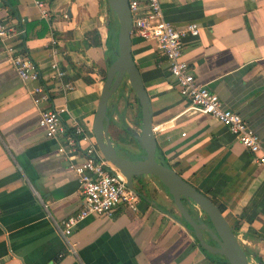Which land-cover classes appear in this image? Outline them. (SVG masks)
Returning <instances> with one entry per match:
<instances>
[{
	"label": "crops",
	"instance_id": "0c3cea01",
	"mask_svg": "<svg viewBox=\"0 0 264 264\" xmlns=\"http://www.w3.org/2000/svg\"><path fill=\"white\" fill-rule=\"evenodd\" d=\"M3 1L0 18L9 16ZM42 1L48 18L34 0H10L16 9L10 19L22 29L21 45L40 79L21 81L0 48V264H228L203 252L171 217H179L173 200L150 175L135 186V209L120 204L110 217L89 216L70 235L60 232L61 221L82 204L68 156L81 160L84 152L58 153L64 139L45 136L40 112L63 109L62 123L71 130L80 125L94 140L93 120L114 48L106 0ZM159 1L164 19L175 26L199 24L197 37L183 39L182 59L264 141V0ZM132 55L150 99L157 146L178 174L224 206L232 228L239 226L236 236L250 251L249 262L264 264V169L224 125L189 109L155 42L132 38ZM52 60L65 69L62 80L51 76ZM65 83L73 89L65 90ZM38 85L49 100L37 106L32 91ZM188 205L194 217L202 216Z\"/></svg>",
	"mask_w": 264,
	"mask_h": 264
},
{
	"label": "built area",
	"instance_id": "2783aa9c",
	"mask_svg": "<svg viewBox=\"0 0 264 264\" xmlns=\"http://www.w3.org/2000/svg\"><path fill=\"white\" fill-rule=\"evenodd\" d=\"M40 15L48 18L49 9L42 0H34ZM132 22V38L156 43L160 57L168 64V70L173 77L180 96L189 103V109L197 113L210 115L224 125L235 139L254 156V161L264 169V141L237 112L226 107L218 95L212 92L206 84L199 82L192 67L182 59L183 39L197 37L200 26L198 23H187L177 27L164 19L159 0H128ZM22 29L17 27L10 16L0 18V48L3 49L7 61L23 82L38 81L40 69L21 45ZM57 41L52 39L50 44ZM51 76L62 80L65 69L59 62L49 63ZM65 90H72L69 83L63 84ZM35 105L47 102L49 95L44 85H38L32 91ZM63 109H44L40 112L39 126L45 136L50 139L61 137L64 142L58 148V153L76 152L82 150L83 157L68 156L71 160L70 169L76 174L82 194L80 209L61 221L60 232L66 237L75 226L89 216L110 217L120 204L135 209L139 195L126 185L125 177L106 160L91 136L78 124L72 130L61 121ZM89 143L83 147L82 143Z\"/></svg>",
	"mask_w": 264,
	"mask_h": 264
},
{
	"label": "water",
	"instance_id": "95a60500",
	"mask_svg": "<svg viewBox=\"0 0 264 264\" xmlns=\"http://www.w3.org/2000/svg\"><path fill=\"white\" fill-rule=\"evenodd\" d=\"M106 3L118 25L117 49L106 71L93 120L92 133L98 149L103 157L125 177L127 187L137 194L134 177L150 175L157 178L167 189L179 213V217H171L183 223L206 252L225 257L228 264H251L219 206L172 167L157 160V141L152 126L153 111L141 73L132 55V22L128 0H106ZM125 78L137 97L141 110L140 132L133 134L143 151L138 158L119 155L109 134L108 101ZM183 199L194 204L205 217L192 216Z\"/></svg>",
	"mask_w": 264,
	"mask_h": 264
},
{
	"label": "rangeland",
	"instance_id": "374dc122",
	"mask_svg": "<svg viewBox=\"0 0 264 264\" xmlns=\"http://www.w3.org/2000/svg\"><path fill=\"white\" fill-rule=\"evenodd\" d=\"M113 27H114V31L116 32L115 36H117L116 30L118 25L116 19L113 21ZM116 49L117 47L115 42L114 57H115ZM109 107L110 110L112 111V116L114 120L118 122L116 125L113 124L109 125V134L114 142L118 154L123 157L138 158L139 155L143 154L142 149H140V147L136 144V142L131 140L130 135L126 134V132L123 129V125L118 120L119 114L123 113L124 122L130 127L131 134L140 132L141 120L139 119V115H138L139 106L138 103L135 101L134 93L130 91V87L126 78L123 80L118 90L115 93H113V95L110 97L108 101V108ZM142 177L141 179L143 181L144 178ZM135 186L140 188L141 182L135 181Z\"/></svg>",
	"mask_w": 264,
	"mask_h": 264
},
{
	"label": "trees",
	"instance_id": "16d2710c",
	"mask_svg": "<svg viewBox=\"0 0 264 264\" xmlns=\"http://www.w3.org/2000/svg\"><path fill=\"white\" fill-rule=\"evenodd\" d=\"M4 3L2 4V7H8L9 8V16H15L16 15V9L13 5V3L10 2V0H5L3 1ZM109 14H110V21H109V45H110V48H114L115 46V38H116V32L114 31V27H113V21L115 20V17H114V14L111 12V10L109 9ZM117 31V30H116ZM112 59L110 58L109 59V64L111 63ZM103 78H105V73L103 75ZM130 91H132L130 89ZM133 92V91H132ZM135 95V94H134ZM135 101L138 103V106H139V111H138V115H139V119L141 120V110H140V104H139V101L137 99V97L135 96ZM107 114L109 116V121H110V124H113V125H116L118 122L114 120L113 116H112V111L110 110V107L108 108V111H107ZM118 120L119 122L123 125V129L124 131L126 132V134L130 135L131 137V140H133L134 142H136V144L139 146L138 142L136 141V139L133 137V134H131V129L130 127L124 122V115L123 113L119 114L118 116ZM111 137V136H110ZM122 140H125V139H122ZM118 147V146H117ZM119 149V148H118ZM120 151V150H119ZM156 158L158 161L162 162L163 164L169 166V167H172L173 168V165L170 164L167 160V158L165 157L164 155V152L162 151V149L160 147L157 146V149H156ZM134 181H137V182H141V177H134L133 178ZM162 184V183H161ZM218 206L219 208L221 209V211L223 212L225 209H224V206H222L220 203H218V201H215L213 200ZM183 203L184 205L186 206L187 210L189 211V213L193 216V209H192V206L190 207L188 205V201H186L185 199H183ZM192 204V203H191ZM194 205V204H193ZM205 217V215L203 214L202 217ZM238 230H239V226H234L233 227V231L235 234L238 233ZM201 250L205 253H207L208 255H210L208 252H206L202 247H200ZM246 255L249 257V254H250V251L245 249L244 250ZM256 261H260V258L259 257H255ZM225 260V258H224ZM226 261V260H225Z\"/></svg>",
	"mask_w": 264,
	"mask_h": 264
}]
</instances>
